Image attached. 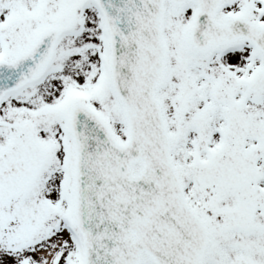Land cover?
Instances as JSON below:
<instances>
[{
  "label": "snow or ice",
  "instance_id": "obj_1",
  "mask_svg": "<svg viewBox=\"0 0 264 264\" xmlns=\"http://www.w3.org/2000/svg\"><path fill=\"white\" fill-rule=\"evenodd\" d=\"M0 264H264V0H0Z\"/></svg>",
  "mask_w": 264,
  "mask_h": 264
}]
</instances>
